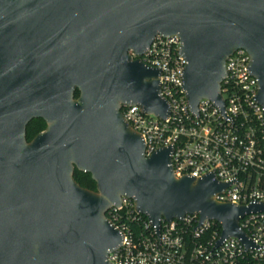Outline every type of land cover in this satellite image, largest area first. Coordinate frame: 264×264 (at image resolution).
Here are the masks:
<instances>
[{"label": "water", "instance_id": "obj_1", "mask_svg": "<svg viewBox=\"0 0 264 264\" xmlns=\"http://www.w3.org/2000/svg\"><path fill=\"white\" fill-rule=\"evenodd\" d=\"M175 34L185 60L189 109L202 98L222 108L219 83L233 50L249 55L264 111V0H0V264H108L120 233L105 211L120 196L158 231L160 221L197 213L252 246L238 226L264 205L214 200L213 173L175 177L170 147L144 156L121 104L163 119L158 69L131 59L154 36ZM77 96L74 97V91ZM33 118L45 127L30 140ZM88 173L93 191L73 170Z\"/></svg>", "mask_w": 264, "mask_h": 264}, {"label": "built area", "instance_id": "obj_2", "mask_svg": "<svg viewBox=\"0 0 264 264\" xmlns=\"http://www.w3.org/2000/svg\"><path fill=\"white\" fill-rule=\"evenodd\" d=\"M177 35H156L141 55L131 59L158 69L159 95L168 104L161 119L144 113L136 104H121L123 120L142 140L144 156L170 147V166L175 177L199 178L213 173L226 183L213 198L234 205H264V111L255 100L256 78L248 69L249 55L233 50L224 60L219 83L222 108L211 99L198 101L192 112L185 100L181 75L185 60ZM107 221L120 233V243L106 254L108 264H263L264 211L248 212L238 226L252 243L227 236L215 245L220 224L197 213L180 219L161 220L157 232L136 211L133 200L120 196L118 205L105 211Z\"/></svg>", "mask_w": 264, "mask_h": 264}, {"label": "trees", "instance_id": "obj_3", "mask_svg": "<svg viewBox=\"0 0 264 264\" xmlns=\"http://www.w3.org/2000/svg\"><path fill=\"white\" fill-rule=\"evenodd\" d=\"M77 91L75 90L73 96H77ZM45 124L40 118L31 119L25 126V139L26 141L30 140L36 133L43 130ZM72 178L74 181L82 188L93 191L95 189V184L90 178L88 173L79 172L76 169L73 170ZM264 264V262H263Z\"/></svg>", "mask_w": 264, "mask_h": 264}]
</instances>
